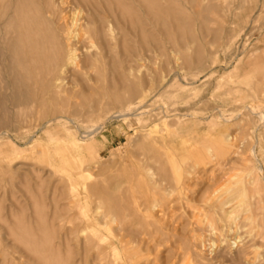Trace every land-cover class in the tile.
<instances>
[{
    "label": "rangeland",
    "instance_id": "374dc122",
    "mask_svg": "<svg viewBox=\"0 0 264 264\" xmlns=\"http://www.w3.org/2000/svg\"><path fill=\"white\" fill-rule=\"evenodd\" d=\"M192 263L264 264V0H0V264Z\"/></svg>",
    "mask_w": 264,
    "mask_h": 264
},
{
    "label": "bare ground",
    "instance_id": "6f19581e",
    "mask_svg": "<svg viewBox=\"0 0 264 264\" xmlns=\"http://www.w3.org/2000/svg\"><path fill=\"white\" fill-rule=\"evenodd\" d=\"M106 11V10H105ZM62 31V30H61ZM60 31V32H61ZM71 36V35H70ZM68 40V39H67ZM70 41V40H69ZM64 42V41H63ZM61 45V44H60ZM59 45V46H60ZM67 46H68V44H67ZM71 52V49L69 48V57H71V55L70 54H72V53H70ZM64 55V54H63ZM68 56V55H67ZM78 57V56H77ZM69 59H71V58H69ZM74 59V58H73ZM73 59H71V61L73 60ZM77 59V58H76ZM65 60H67V59H65ZM127 60V59H126ZM69 61V60H68ZM76 61H78V60H76ZM77 63V62H76ZM71 66V65H70ZM56 78V77H55ZM64 82V81H63ZM53 86L57 89V88H59V87H61V81H60V78H57L54 82H53ZM60 96V95H59ZM61 97V96H60ZM135 110V109H134ZM128 113L129 112H117V113H115L114 115H115V117H117V116H120V118H121V116L123 117V116H125V115H127L128 116ZM20 116V115H19ZM126 117V116H125ZM63 119V118H62ZM116 119V118H115ZM72 120V119H71ZM40 129V128H39ZM87 131V130H86ZM10 136V135H9ZM187 174V173H186ZM186 174H184V175H186ZM177 178H178V176H177ZM184 178V177H183ZM183 180V179H182ZM190 180V179H189ZM184 181V180H183ZM170 183V182H169ZM181 183H182V181H181ZM192 183H194V181L192 182ZM187 184H188V181H187ZM193 184H191L190 186H192ZM184 186V185H183ZM187 191V190H186ZM188 194V193H187ZM184 197V196H183ZM186 199V198H185ZM192 199V198H191ZM186 201H189V200H186ZM118 204V203H117ZM158 215V214H157ZM214 216V215H213ZM158 219V218H157ZM209 219H210V217H209ZM216 219V218H215ZM208 227V226H207ZM219 227V226H218ZM223 227V226H222ZM184 259V258H183ZM191 260V259H190ZM191 263V262H190ZM193 264V263H192Z\"/></svg>",
    "mask_w": 264,
    "mask_h": 264
}]
</instances>
